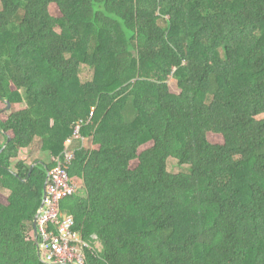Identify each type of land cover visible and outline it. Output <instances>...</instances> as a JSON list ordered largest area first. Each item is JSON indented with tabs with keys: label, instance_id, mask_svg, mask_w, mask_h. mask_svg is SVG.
I'll list each match as a JSON object with an SVG mask.
<instances>
[{
	"label": "trees",
	"instance_id": "trees-1",
	"mask_svg": "<svg viewBox=\"0 0 264 264\" xmlns=\"http://www.w3.org/2000/svg\"><path fill=\"white\" fill-rule=\"evenodd\" d=\"M0 103V264L55 263L34 219L77 124L84 264H264V0H0Z\"/></svg>",
	"mask_w": 264,
	"mask_h": 264
},
{
	"label": "built area",
	"instance_id": "built-area-1",
	"mask_svg": "<svg viewBox=\"0 0 264 264\" xmlns=\"http://www.w3.org/2000/svg\"><path fill=\"white\" fill-rule=\"evenodd\" d=\"M81 125L77 124L72 136L65 141V148L49 170L43 195V206L39 209L38 234L36 239L42 250L49 251V258L57 264H84L86 249L91 244L77 229L73 214L61 209V201L77 192L79 182L69 173L75 159L74 141L82 138ZM97 238L96 235H94Z\"/></svg>",
	"mask_w": 264,
	"mask_h": 264
},
{
	"label": "rangeland",
	"instance_id": "rangeland-1",
	"mask_svg": "<svg viewBox=\"0 0 264 264\" xmlns=\"http://www.w3.org/2000/svg\"><path fill=\"white\" fill-rule=\"evenodd\" d=\"M161 25H165V20H161ZM80 79L82 82H89L93 79V75H94V70L89 68L88 66L83 65L80 69ZM170 85V90L172 93L178 94L180 93V90L178 88L177 85V81L175 79H171L169 82ZM4 108V109H3ZM0 109H3V111L6 110V108L4 107V105L2 103H0ZM212 140H215L217 142L221 141V137L217 136V135H213L211 136ZM91 145V141L90 140H86V146H90ZM38 153L34 154V157H48V153L44 152V151H40V149H37ZM40 152V153H39ZM27 153H23V156L27 159ZM32 156V157H33ZM31 159V158H30ZM30 159H28L30 161ZM168 168L170 171L178 173V172H187L189 170L188 165L184 164L181 165L179 164L178 160L174 157H171L168 161ZM78 182L81 184L82 183V179L78 176H76ZM6 193H10L9 190H4Z\"/></svg>",
	"mask_w": 264,
	"mask_h": 264
},
{
	"label": "crops",
	"instance_id": "crops-1",
	"mask_svg": "<svg viewBox=\"0 0 264 264\" xmlns=\"http://www.w3.org/2000/svg\"><path fill=\"white\" fill-rule=\"evenodd\" d=\"M86 140H87V139H84V141H85V145H86ZM36 153H38L37 150H36L35 154H36ZM39 153H40V152H39ZM46 153H48V152H46ZM26 156H27V160L30 159V158H29V153H27ZM23 157H24V156H23ZM24 158H25V157H24ZM34 158H40V157H34V156H33V157H31L30 161H29V160H28V161L31 162ZM40 159L45 160V161H51V160L53 161L54 158L50 155V153H48V157H47V158H46V157H43V158H40ZM34 164H37V162L34 163ZM34 164H33V165H34ZM79 184H80V183H79Z\"/></svg>",
	"mask_w": 264,
	"mask_h": 264
},
{
	"label": "water",
	"instance_id": "water-1",
	"mask_svg": "<svg viewBox=\"0 0 264 264\" xmlns=\"http://www.w3.org/2000/svg\"><path fill=\"white\" fill-rule=\"evenodd\" d=\"M11 107V105H8L7 109H9ZM35 165V164H34ZM34 165H32V168L34 167ZM48 176H49V170H48V174H47V179H48ZM43 206V202L41 204V207ZM40 207V208H41ZM39 214H40V211H38L35 219H34V225H35V236H37L38 234V229H37V224H38V218H39ZM52 263V262H51ZM52 264H55V263H52Z\"/></svg>",
	"mask_w": 264,
	"mask_h": 264
}]
</instances>
